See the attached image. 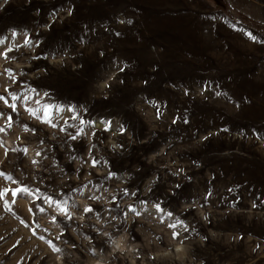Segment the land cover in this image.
<instances>
[{
	"label": "rangeland",
	"instance_id": "374dc122",
	"mask_svg": "<svg viewBox=\"0 0 264 264\" xmlns=\"http://www.w3.org/2000/svg\"><path fill=\"white\" fill-rule=\"evenodd\" d=\"M0 97V264H264V0H0Z\"/></svg>",
	"mask_w": 264,
	"mask_h": 264
},
{
	"label": "snow or ice",
	"instance_id": "6c2138e0",
	"mask_svg": "<svg viewBox=\"0 0 264 264\" xmlns=\"http://www.w3.org/2000/svg\"><path fill=\"white\" fill-rule=\"evenodd\" d=\"M69 14H71V10H69ZM249 36H250V38L255 39V37L251 36V34H249ZM25 43L27 44V43H29V41L26 40ZM2 99H4V98H3V97H0V100H2ZM13 99H16V97L14 96ZM5 102H6V101H5ZM69 110H72V109H69ZM44 111H45V114L47 115V109H45ZM9 119H10V118H9ZM2 130H3V129H0V131H2ZM9 179H10V177H9ZM6 192H7V190L0 191V199L3 198V196L6 194ZM12 194L15 195V192L13 191ZM157 208H158V210L162 211V209H159V206H158V205H157ZM64 211H65V213H66V209H64ZM85 211H86V212H87V211H91V209H90V208H85ZM169 215H170V214H169ZM170 227L175 228L176 225H170ZM178 235H179V233L174 232V233H173V238H174V239L177 238ZM55 250H56V251H59L58 249H55ZM177 250L179 251V249H177Z\"/></svg>",
	"mask_w": 264,
	"mask_h": 264
}]
</instances>
